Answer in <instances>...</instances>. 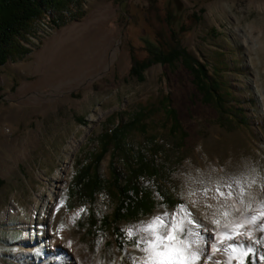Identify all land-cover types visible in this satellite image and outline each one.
<instances>
[{
  "label": "rangeland",
  "instance_id": "rangeland-1",
  "mask_svg": "<svg viewBox=\"0 0 264 264\" xmlns=\"http://www.w3.org/2000/svg\"><path fill=\"white\" fill-rule=\"evenodd\" d=\"M81 12L55 28V18L36 22L22 42L30 52L0 66V264H82L75 254L84 251L98 257L97 264H133L142 252L135 246L139 236L129 239L127 229L157 213H174L196 190L223 186L233 176L245 182L243 201H264V107L255 92L264 96V0H83ZM167 12L175 14L174 28H186L179 44L199 80L181 60L153 63L141 79L129 74L130 50L143 58L145 41L169 39ZM209 82L217 92L207 99L201 87ZM168 108L176 114L175 132ZM139 111L146 127L129 131L122 145L157 168L140 181L154 203L149 213L120 220L123 235L116 238L101 220L118 198L110 161L120 173L127 164L121 154L112 156L110 145L103 147L100 136ZM97 154L101 186L90 199L74 181ZM51 196V225L46 218L37 230L34 216L43 203L49 210ZM190 208L202 228L209 224L220 232L227 224L201 217L199 204ZM49 227L55 252L37 239ZM256 230L264 234V227ZM237 231L243 235L225 240L217 254L258 236L244 225L217 238ZM187 232L184 227L179 239ZM241 260L257 264L253 250L231 264Z\"/></svg>",
  "mask_w": 264,
  "mask_h": 264
},
{
  "label": "trees",
  "instance_id": "trees-1",
  "mask_svg": "<svg viewBox=\"0 0 264 264\" xmlns=\"http://www.w3.org/2000/svg\"><path fill=\"white\" fill-rule=\"evenodd\" d=\"M83 0H0V66L8 59H19L30 52V48L22 42L28 41V35L35 30L36 22L38 23L45 13H52L55 18L56 27L61 26L70 19L82 16L81 5ZM175 14L167 12L165 20L169 30V39L166 42L161 40L154 44L145 41V50L147 55L143 58H137L133 50L131 53V65L129 74L141 79L142 72L151 64L160 62L161 64H174L181 60L184 67L188 69L193 78L199 80V71L192 66L186 51L179 44V35L186 30L183 24L178 28H174ZM192 19L197 21L199 16L192 14ZM36 32V31H35ZM205 98L209 99L217 92L213 82L204 84L201 87ZM162 101V107H168ZM170 117L173 121L171 130L175 132L178 128L175 111L168 108ZM145 113L139 111L134 117L127 122L117 124L100 136L101 144L110 145L113 148L112 156L117 153L121 154L126 161L127 168L123 173L119 172L111 159L110 172L112 174L111 185L118 192L116 206L109 216L103 217L101 220L102 227L110 229L116 238L122 237L123 233L119 230L117 223L120 220L136 219L139 215L147 214L151 211L154 199L148 191H144L141 186V179L149 178L156 175L157 168L151 159H147L142 153L136 152L131 155L122 145L125 136L129 131L136 128H145ZM101 160V154L93 157V161L82 165L79 172L75 176V184L80 189L83 196L94 197L95 192L101 186V180L96 170V165ZM123 175V176H122ZM4 180L0 178V187Z\"/></svg>",
  "mask_w": 264,
  "mask_h": 264
},
{
  "label": "bare ground",
  "instance_id": "bare-ground-1",
  "mask_svg": "<svg viewBox=\"0 0 264 264\" xmlns=\"http://www.w3.org/2000/svg\"><path fill=\"white\" fill-rule=\"evenodd\" d=\"M45 19H47L48 21H52L54 19V15L52 13H45L39 22L42 23L44 22ZM255 92L259 101V109H262L264 107V96L262 94V91H260L259 89H255ZM236 181H239V184L235 183ZM225 182L227 184L229 183L232 184L231 191L234 193L232 199H226L224 197H220L219 194L216 192V188L218 186H220L221 190L224 191L225 193H227L229 189L224 187V185L223 186L219 185L221 182H217V183L215 182L214 186L211 184L205 185L203 186L202 189L196 190L193 194L187 197V203L183 206L184 210L181 211V207H180L174 212V213H178V215L176 216V220H178L179 222L185 215H187L188 220L191 221V223L185 224V227L188 228L187 234L188 233L194 234L193 236L188 237V239H197L198 241L196 244L192 246V252H195L197 255H199L200 258L199 260L196 261H191L190 259L189 264H191V262L195 264H209L210 263L209 260L211 261V259L208 260L207 256L212 258L213 260L212 264H219L221 259H223L225 262H228L230 257L232 258L231 261L234 260L235 262H237L238 254H241L242 252L248 250L249 248H251L254 252L256 263L264 264V234H261L256 230V228L262 229L264 227V201L256 205L255 204L252 205L251 202L246 203L245 201H243L244 200L243 198L245 197L244 192L242 196H240L239 193L241 188L243 190L245 189V182L240 180V178H238L237 176L230 177L226 179ZM53 201L54 200L51 196L48 200L50 204L49 210L45 211V203H43L41 205V208L37 212L36 216H34L35 224L37 225L36 227L37 230H39L40 223L44 222V219L48 218L51 212L53 211L54 208ZM193 203L199 204L201 206L200 208L201 217H209L213 219V217L216 216V220H220V222L226 221L227 222L226 225L230 226L229 228H235L236 225L243 224L246 225L249 229L253 230L254 233L258 234V236L255 239H253L251 236L250 238L251 240H247L246 246L242 248L238 247V249H241V251L232 252L230 249L227 251V253L225 254L218 253L219 254L218 255L217 251H214L213 245L216 244L217 247H219L220 243H218L217 237L221 234V232L226 230L225 225L222 226L220 232H217L218 229H216V227L213 225L207 224L206 227L204 228L200 227L195 222V220H193V212L192 209L190 208L191 204ZM224 210H227L230 213V215L224 217L222 215V212ZM15 212H16V208H12L11 214H14ZM162 214L163 213L160 212L157 213L155 216ZM255 215L257 217L256 221L254 223L250 222L252 220V217ZM50 222H51L50 218H48L49 226L51 225ZM141 234L145 235L144 233ZM186 236L182 239H185ZM53 237L54 234L52 232L51 227H49L47 232L46 231L44 232L43 230L42 234L37 233V239L42 238V241H45L46 245L48 246V249H50V251L52 252H55L56 248L54 247L53 244L54 243ZM76 253L78 254H75V258L79 260L82 264H97L99 261L98 257H93V255H91L88 252L84 251L83 253H79V252ZM144 255L145 254L142 252L141 256H135L134 261L138 260V258L140 257H143Z\"/></svg>",
  "mask_w": 264,
  "mask_h": 264
},
{
  "label": "snow or ice",
  "instance_id": "snow-or-ice-1",
  "mask_svg": "<svg viewBox=\"0 0 264 264\" xmlns=\"http://www.w3.org/2000/svg\"><path fill=\"white\" fill-rule=\"evenodd\" d=\"M235 183L239 184V181ZM229 191L225 193L221 190V187L216 188V192L220 197L226 199H232L234 193L231 191L232 184L229 183L224 185ZM207 192V190H206ZM244 190L241 188L239 195H243ZM242 202V201H241ZM62 203V202H61ZM183 206H181V211H183ZM84 211L83 209L80 210ZM78 216L79 213H76ZM178 213H168L165 211L162 215H157L152 217L149 221L142 223L141 225L135 228L127 229V236L129 239H132L135 236H139V239L136 240L135 246L138 250L143 252L145 255L138 258L134 261L133 264H189V260L196 261L199 260V255L195 252H192V246L196 244L197 239H188V237L193 236V233H188L185 239H179V236L184 233L185 224L191 223L188 220L187 215H185L179 222L176 221V216ZM224 217L230 215L227 210L222 212ZM257 219L256 216L252 217L250 222H255ZM217 225L220 224V220H216ZM243 224L236 225L237 228H243ZM64 225H61L63 228ZM230 226L225 225L227 230ZM144 233L145 235H140ZM243 235L242 232H235L234 235H225L222 238H218V243L223 244L225 240H235L236 236ZM251 236V233H248ZM141 245H144L141 247ZM231 248L232 252L241 251V249L232 247L229 245L227 248H224L223 251L227 252ZM214 251H220L221 249L217 247L216 244L213 245ZM252 249L249 248L247 251L250 252ZM247 255V252L244 253ZM211 259V257H209ZM231 257L228 261V264H231ZM240 264H243V261H240Z\"/></svg>",
  "mask_w": 264,
  "mask_h": 264
},
{
  "label": "built area",
  "instance_id": "built-area-1",
  "mask_svg": "<svg viewBox=\"0 0 264 264\" xmlns=\"http://www.w3.org/2000/svg\"><path fill=\"white\" fill-rule=\"evenodd\" d=\"M54 28H55V24H54ZM54 28H53V29H54ZM53 29H52V31H53Z\"/></svg>",
  "mask_w": 264,
  "mask_h": 264
},
{
  "label": "crops",
  "instance_id": "crops-1",
  "mask_svg": "<svg viewBox=\"0 0 264 264\" xmlns=\"http://www.w3.org/2000/svg\"><path fill=\"white\" fill-rule=\"evenodd\" d=\"M27 55V54H26Z\"/></svg>",
  "mask_w": 264,
  "mask_h": 264
}]
</instances>
